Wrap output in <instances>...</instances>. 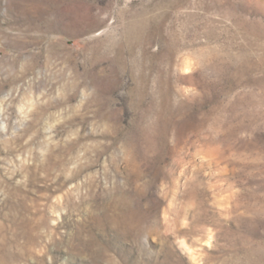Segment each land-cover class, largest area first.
Here are the masks:
<instances>
[{"label": "rangeland", "instance_id": "obj_1", "mask_svg": "<svg viewBox=\"0 0 264 264\" xmlns=\"http://www.w3.org/2000/svg\"><path fill=\"white\" fill-rule=\"evenodd\" d=\"M0 264H264V0H0Z\"/></svg>", "mask_w": 264, "mask_h": 264}]
</instances>
